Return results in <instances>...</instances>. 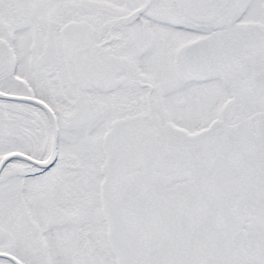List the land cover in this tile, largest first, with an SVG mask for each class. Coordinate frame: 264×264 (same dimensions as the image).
Segmentation results:
<instances>
[{
  "label": "snow or ice",
  "instance_id": "6c2138e0",
  "mask_svg": "<svg viewBox=\"0 0 264 264\" xmlns=\"http://www.w3.org/2000/svg\"><path fill=\"white\" fill-rule=\"evenodd\" d=\"M0 264H264V0H0Z\"/></svg>",
  "mask_w": 264,
  "mask_h": 264
}]
</instances>
